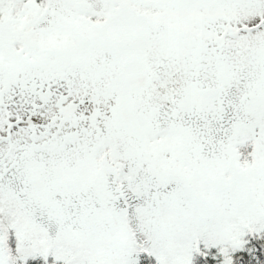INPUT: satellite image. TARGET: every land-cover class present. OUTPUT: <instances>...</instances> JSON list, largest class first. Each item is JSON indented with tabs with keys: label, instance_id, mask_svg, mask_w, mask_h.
<instances>
[{
	"label": "snow or ice",
	"instance_id": "obj_1",
	"mask_svg": "<svg viewBox=\"0 0 264 264\" xmlns=\"http://www.w3.org/2000/svg\"><path fill=\"white\" fill-rule=\"evenodd\" d=\"M0 264H264V0H0Z\"/></svg>",
	"mask_w": 264,
	"mask_h": 264
}]
</instances>
